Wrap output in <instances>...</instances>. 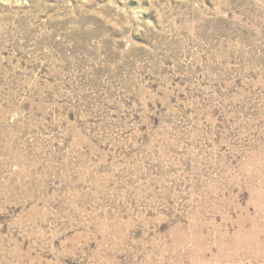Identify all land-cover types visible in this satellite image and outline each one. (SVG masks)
<instances>
[{"label":"rangeland","instance_id":"rangeland-1","mask_svg":"<svg viewBox=\"0 0 264 264\" xmlns=\"http://www.w3.org/2000/svg\"><path fill=\"white\" fill-rule=\"evenodd\" d=\"M0 264H264V0H0Z\"/></svg>","mask_w":264,"mask_h":264}]
</instances>
